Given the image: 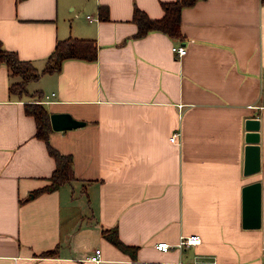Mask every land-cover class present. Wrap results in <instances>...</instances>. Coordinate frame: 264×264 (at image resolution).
Listing matches in <instances>:
<instances>
[{
    "label": "crops",
    "instance_id": "obj_1",
    "mask_svg": "<svg viewBox=\"0 0 264 264\" xmlns=\"http://www.w3.org/2000/svg\"><path fill=\"white\" fill-rule=\"evenodd\" d=\"M166 1L0 0L2 46L37 70L58 39L97 46L22 94L0 65V264L264 262V0H197L181 38L135 37L134 8L160 18ZM33 100L85 123L45 142L24 110ZM47 143L72 156L75 178L32 197L55 167ZM190 234L200 242L175 245Z\"/></svg>",
    "mask_w": 264,
    "mask_h": 264
},
{
    "label": "trees",
    "instance_id": "obj_2",
    "mask_svg": "<svg viewBox=\"0 0 264 264\" xmlns=\"http://www.w3.org/2000/svg\"><path fill=\"white\" fill-rule=\"evenodd\" d=\"M197 0H172L162 3L163 15L160 18H151L143 10L134 8L132 21L137 26L135 37L143 36L153 30L162 31L171 37H182L180 28V12L183 7L194 4ZM102 18H107L106 10L100 13ZM68 58H78L86 61H94L97 58V46L93 39H83L67 37L58 39L53 50L46 57L45 65L41 70H37L30 61L20 59L16 52L5 49L0 41V65L9 68L10 73L19 75L21 80L9 86V91L14 93H26L25 84L36 79L43 72L58 71L63 60ZM24 110L32 115L35 120V136L48 141L50 133L53 131L49 112L43 104L36 100L25 102ZM48 151L53 157L55 167L49 176V183L30 192V196H36L41 192H48L57 189L61 184L75 178L72 168V156L63 154L47 143ZM102 235L113 244L122 249L127 246L119 239L116 229L102 228ZM55 250L42 252L43 256H52Z\"/></svg>",
    "mask_w": 264,
    "mask_h": 264
},
{
    "label": "built area",
    "instance_id": "obj_3",
    "mask_svg": "<svg viewBox=\"0 0 264 264\" xmlns=\"http://www.w3.org/2000/svg\"><path fill=\"white\" fill-rule=\"evenodd\" d=\"M86 17L90 18L89 15H87ZM171 50L173 51V53H175L178 56L183 55L186 51L184 46H179V45H172ZM176 135L177 133H173L170 137V140L174 141ZM199 242H200V237L195 234L181 235L175 245L178 247H187L189 245L198 244ZM170 246L171 245L166 241H159L155 244V247L162 251L168 250ZM100 254H101L100 248H96L94 249L93 253L89 256V259L97 262L99 260ZM261 264H264V262Z\"/></svg>",
    "mask_w": 264,
    "mask_h": 264
},
{
    "label": "water",
    "instance_id": "obj_4",
    "mask_svg": "<svg viewBox=\"0 0 264 264\" xmlns=\"http://www.w3.org/2000/svg\"><path fill=\"white\" fill-rule=\"evenodd\" d=\"M49 118H50V124H51V127L53 130L71 129V128L81 126L85 123V121L79 120V119L73 117L68 112H53L49 115ZM249 121H250L249 129L251 131L254 130V133L257 136L258 135V132H257L258 128L257 127H258V123H259L258 120L257 119L256 120H254V119L247 120V122H249Z\"/></svg>",
    "mask_w": 264,
    "mask_h": 264
}]
</instances>
